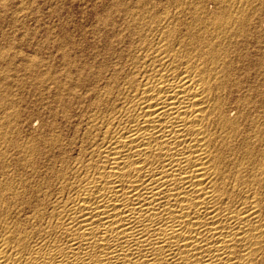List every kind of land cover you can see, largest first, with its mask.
<instances>
[{"label": "bare ground", "instance_id": "1", "mask_svg": "<svg viewBox=\"0 0 264 264\" xmlns=\"http://www.w3.org/2000/svg\"><path fill=\"white\" fill-rule=\"evenodd\" d=\"M89 4L0 94V264H264V0Z\"/></svg>", "mask_w": 264, "mask_h": 264}, {"label": "rangeland", "instance_id": "2", "mask_svg": "<svg viewBox=\"0 0 264 264\" xmlns=\"http://www.w3.org/2000/svg\"><path fill=\"white\" fill-rule=\"evenodd\" d=\"M81 8H83L84 10ZM91 8H92V5L89 4V0H84V2H83V0H73V1L72 0H46V1L45 0H40V1H37V0H0V45H1L0 46L1 47L0 56H4V54L6 56V57L4 56V60L2 59L3 57L2 58L0 57V77L4 76V75L8 76V77L10 76V78H8L7 82H5V81H3L4 83L1 82L3 85L5 84V86L3 87V85H2V87H0V94L3 95L5 93L3 95L4 99H5L6 95L11 96V95L15 94V96H13V98L15 97V100L18 99L22 103L19 102L18 100H16L15 101L16 103H14L15 105L12 104V106H14V109H15V108H18V105H19V110L18 109H15V110L19 111L21 116L22 115L24 116V114L27 110L32 111V114H34V112H35V114H37L40 112L41 107H42V105H41L42 103H40L41 101L39 99L40 98L39 93H38V91H36V90H39L40 87L38 88V86H37V88H36V86H35V88H33L30 85L33 83V80H32L33 78H31L33 76L30 74H29L30 76H28L27 74H25V71H23V67H25L24 69H26L27 66L25 65L26 63H24L25 60H23L24 55L19 52L21 47L25 46L24 48L26 49V46L29 45V43L32 47H35L36 45H38V47L39 46L46 47L48 50H46V48H45L43 51V55L38 54L39 56L37 55L38 57L37 56L36 57L39 59H42L41 61H48L50 59L48 61V64L49 65L51 64V66L53 67L52 68L50 66L52 68V69L50 68V70L51 71H56V70L58 71L60 68V65H61V58L59 57L60 55L58 54L59 52H57V51L59 50V47H60L59 44H61V42H63L64 39L65 40L63 42V45L65 43V45H69V46H71L75 42L77 43L78 40H79L78 43L82 42L84 44L89 43L90 42L89 40H91V42L96 40L95 37H93L91 32H90L91 28L94 26V23H95L94 15H91L89 13L91 11ZM88 21H89V23H87ZM64 22H66V23H64ZM80 23H82V24H80ZM76 24H77V26H76ZM80 26H81V29H80ZM87 26H88V29H87ZM89 26H91V28ZM71 30H73V31H71ZM80 30H82V34L80 33ZM66 31L68 32L67 35H65ZM75 31L77 32V34ZM62 33L64 36H66V38L65 37L62 38V36H61ZM59 34H60V36H59ZM69 34H72V35L69 36ZM57 38H59V39H57ZM85 38H86V40L88 39L89 42L86 41ZM45 41H46V43H45ZM54 41H56V42H54ZM69 41H70V43H69ZM26 42L28 44H26ZM41 42L45 43V44L48 43L47 44L48 47L45 46V44L42 45ZM37 43H39V44H37ZM51 45H53V47ZM58 45H59V47H58ZM16 49H19V50H16ZM256 50H254L252 52V55H256V53H257ZM262 50H264V48ZM3 52H4V54H3ZM26 52H27V49H26ZM56 52H57V54H56ZM47 53H48V55L51 54L52 56L53 55L54 56L53 57L47 56ZM258 53H260V55L263 54L262 51L261 52L258 51ZM57 57L59 60L57 59ZM52 63H53V65H52ZM54 66L57 68L56 70H55ZM42 73L44 74L45 72H42ZM6 74H8V75H6ZM24 75H26V78H24L25 77ZM28 78H30L29 81L30 80H32V81L29 82ZM20 79H21V81H20ZM15 81L17 82L18 86H17ZM18 81H20V82H18ZM24 81L26 82V84H24ZM1 83H0V86H1ZM33 89L34 90L36 89V90L34 91ZM7 90L10 91V92H8L9 94L7 93ZM34 93H37V94L34 95ZM11 97L8 99H11ZM34 99H36V101ZM31 102L33 103L34 106L31 105L32 104ZM35 102H36V104H35ZM37 102H39V103H37ZM22 107H25V108L23 109ZM38 108H40V109L38 110ZM38 124H39L38 118L35 115L32 116L30 126L35 128L38 126Z\"/></svg>", "mask_w": 264, "mask_h": 264}]
</instances>
